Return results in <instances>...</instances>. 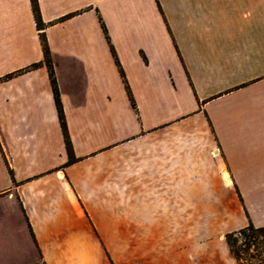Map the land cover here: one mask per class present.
Instances as JSON below:
<instances>
[{"label": "crops", "instance_id": "0c3cea01", "mask_svg": "<svg viewBox=\"0 0 264 264\" xmlns=\"http://www.w3.org/2000/svg\"><path fill=\"white\" fill-rule=\"evenodd\" d=\"M37 3L42 31L0 0V264H241L225 233L264 226V0Z\"/></svg>", "mask_w": 264, "mask_h": 264}, {"label": "trees", "instance_id": "16d2710c", "mask_svg": "<svg viewBox=\"0 0 264 264\" xmlns=\"http://www.w3.org/2000/svg\"><path fill=\"white\" fill-rule=\"evenodd\" d=\"M32 4V10L34 14V18L36 21V26L38 30L42 31L44 29V24L41 20L40 11L38 8L37 0H30ZM108 39V36L106 35ZM40 41L44 54V62L47 66L50 83L55 99V104L58 112L59 122L62 128V132L65 140L66 152L68 155V162H72L75 158L72 152V146L68 137L66 122L64 118V113L62 109V105L60 102V95L56 83V79L54 76V71L51 62V56L48 49L46 37L43 33H40ZM111 52L113 54L116 65L119 66L118 59L116 57L114 49L111 47ZM120 74L123 78V82L126 86L127 92L129 90L127 88L123 72L119 68ZM132 106H134L132 101ZM225 240L229 246V249L235 259L241 264H264V226H255L250 220L248 224L240 229L230 231L225 233Z\"/></svg>", "mask_w": 264, "mask_h": 264}, {"label": "rangeland", "instance_id": "374dc122", "mask_svg": "<svg viewBox=\"0 0 264 264\" xmlns=\"http://www.w3.org/2000/svg\"><path fill=\"white\" fill-rule=\"evenodd\" d=\"M243 204V203H242ZM188 236H190V235H188Z\"/></svg>", "mask_w": 264, "mask_h": 264}]
</instances>
